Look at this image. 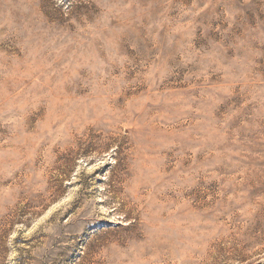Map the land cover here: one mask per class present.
Here are the masks:
<instances>
[{
	"label": "rangeland",
	"instance_id": "obj_1",
	"mask_svg": "<svg viewBox=\"0 0 264 264\" xmlns=\"http://www.w3.org/2000/svg\"><path fill=\"white\" fill-rule=\"evenodd\" d=\"M0 264H264V0H0Z\"/></svg>",
	"mask_w": 264,
	"mask_h": 264
},
{
	"label": "bare ground",
	"instance_id": "obj_2",
	"mask_svg": "<svg viewBox=\"0 0 264 264\" xmlns=\"http://www.w3.org/2000/svg\"><path fill=\"white\" fill-rule=\"evenodd\" d=\"M133 18V17H132ZM122 19V18H121ZM143 36V35H142ZM115 123V122H114ZM94 127V126H93ZM96 127V126H95ZM114 127V126H113ZM100 129V128H99ZM74 138V137H73ZM137 217V216H136Z\"/></svg>",
	"mask_w": 264,
	"mask_h": 264
}]
</instances>
